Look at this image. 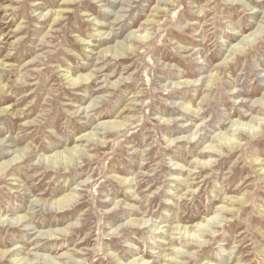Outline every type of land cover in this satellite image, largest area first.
<instances>
[{
	"label": "rangeland",
	"instance_id": "rangeland-1",
	"mask_svg": "<svg viewBox=\"0 0 264 264\" xmlns=\"http://www.w3.org/2000/svg\"><path fill=\"white\" fill-rule=\"evenodd\" d=\"M238 2L0 0V163L17 154L0 179V250L18 253L0 264L25 256L36 264H264V180L254 162H264L256 106L264 97V0ZM131 31L146 35L143 44L111 56L132 44ZM87 74V83L67 81ZM202 98L199 116L182 114L181 103L198 108ZM100 121L126 126L77 141ZM226 137L240 146L226 150ZM78 144L65 165L49 161ZM207 144L213 154L200 157ZM199 159L209 165L197 167ZM69 192L75 198L59 211L56 200ZM229 196L245 203L231 206ZM56 228V239L37 233Z\"/></svg>",
	"mask_w": 264,
	"mask_h": 264
},
{
	"label": "bare ground",
	"instance_id": "bare-ground-1",
	"mask_svg": "<svg viewBox=\"0 0 264 264\" xmlns=\"http://www.w3.org/2000/svg\"><path fill=\"white\" fill-rule=\"evenodd\" d=\"M15 1V0H14ZM75 0H63V3L64 4H70V3H72V2H74ZM232 1H235L236 3H239L238 1L239 0H232ZM243 4H245L244 2L243 3H241V5H243ZM63 9L61 10H55V11H53L50 15H49V19H50V21H51V25H53V24H55L56 22H58L59 21V17L63 14ZM159 11V10H158ZM44 15V16H43ZM42 15V17H46L47 15H48V13H44ZM40 16H41V14H40ZM147 23L148 24H152L153 23V19L152 18H148L147 20ZM262 27V26H261ZM257 31V30H256ZM131 34H132V36L134 37L133 39H131L132 40V44L131 45H127V44H120V45H118V47L117 48H115V50H114V54H111V56L112 55H121V50H123V51H125V52H131L132 50H133V47L135 46V44H143L142 42H144V40H145V38H147V37H145L146 35H143V34H137L136 35V31H131L130 32ZM130 33H128L129 35H130ZM255 33V31L254 32H252L251 34L253 35ZM251 34H248V35H246V36H244L243 38H242V40L240 41V42H238V43H236L233 47H242V46H240V44H246V42H247V40H249L248 39V37L251 35ZM17 35V34H16ZM131 36V35H130ZM129 37V36H128ZM114 47H116V46H114ZM236 48V49H237ZM234 49V48H233ZM131 50V51H130ZM245 50V49H244ZM242 48H240L238 51H239V53L240 52H243L244 51ZM109 51V50H108ZM108 51H106V52H108ZM236 51V50H235ZM231 59H230V57L227 55L226 57H225V59L221 62V65H224V64H227V63H229V61H230ZM4 64H3V62L1 61L0 62V67L1 66H3ZM90 78H91V76L90 75H79V76H76V77H70V78H68V83H69V85H71V86H76V85H78L79 83H87L89 80H90ZM214 79H215V77H213L211 80H209V88H211L212 87V85H213V82H214ZM188 82H190V81H186V80H182V81H178V84L180 85V84H182V83H188ZM193 82H196V81H193ZM108 86V83L106 84V87ZM233 94H237V92L235 93V92H233L232 91V93H231V95H233ZM264 96V95H263ZM204 101V99L202 98L201 99V102L199 103V107L197 108V107H195V108H192V106H189V105H187V104H184V103H181V112H182V114L184 115V116H186V115H190V116H192V117H197V116H199L200 115V110H201V103ZM257 102H258V100H255L254 101V103H256L257 104ZM258 103H260V104H257L256 106H260V108H261V111H260V113L264 116V97H263V99L262 100H260L259 99V102ZM90 106H93L92 104H90V105H88V106H86V107H84L83 108V110H87ZM6 110V108H0V113L2 114L4 111ZM238 116H240V117H246L244 114H237ZM255 117H257V116H255ZM259 119H260V117H258ZM258 120V119H257ZM257 120H256V123H258L257 122ZM262 120V119H261ZM259 121V120H258ZM264 121V120H263ZM260 122V121H259ZM236 123H237V120H233L232 121V124L230 125V126H234V125H236ZM240 123V122H239ZM248 124V122H245V124ZM240 124H242V125H245L243 122L242 123H240ZM240 124H239V126H240ZM249 125V124H248ZM125 126H126V124H124V122H121V121H100L98 124H97V126L94 128V130H92V131H90V132H87V133H83V134H81V135H79V136H77V141H83V142H86V143H89V144H91V143H93V139H92V135H94L95 133H100V134H102V138H104L105 137V134H107V131H108V133L109 132H114V130L115 129H117V128H125ZM195 126H196V129L198 128V129H201V127H202V124L200 123V124H195ZM104 127H106L108 130L104 133H102V132H98V131H95V129H105ZM241 127V126H240ZM239 127V129H241ZM248 127V126H247ZM249 127H251L250 125H249ZM248 127V128H249ZM113 129V130H112ZM243 129V128H242ZM119 130V129H118ZM198 131V130H197ZM227 131H229V129L227 130ZM196 133V132H195ZM224 133H226V132H224ZM252 133H254V135H252V136H256L255 134H256V131H253ZM237 134V133H236ZM238 134H239V132H238ZM258 134V133H257ZM241 136V135H240ZM181 137H183V136H180V138ZM101 138V139H102ZM227 138V137H226ZM228 142L225 144V146H224V148L226 149V150H228V151H231V150H233V149H235V148H237V147H239L240 146V143H239V141H237L236 139H231V138H227L226 139ZM171 141V140H170ZM173 141V140H172ZM104 143H105V141H104ZM88 144V145H89ZM1 145V144H0ZM82 146H85V145H82ZM77 147H79V144L78 145H74V146H72L70 149H68V151H67V153L66 154H63V153H58V152H56V153H54L53 155H50V156H48L47 155V157L50 159L49 161H51V163H54V164H60L61 162H63V163H61V164H64L65 162L67 163V162H69L70 160H67V159H69L70 157H73L74 158V156L75 155H77L78 153H80V151L77 149ZM205 151H203V152H201L200 154H199V156L201 157V156H211V154H213V152H211L210 151V149H212V150H214V148H212V145L211 144H207L206 146H205ZM83 150V154L86 152V150L85 149H82ZM220 153V155L222 154L221 152H219ZM219 153H218V155H219ZM17 154H15L14 156H12L11 158H9L8 160H4V161H2L1 163H0V179L3 177V176H5L8 172H9V170L12 168V167H10L9 169H8V167L10 166V165H12L13 164V162H15L16 160H17V156H16ZM213 156V155H212ZM19 159V158H18ZM45 160H47V159H45ZM49 161H47V162H49ZM254 162L255 163H257V164H260L261 165V167L258 169V170H262L263 172H262V178H263V180H264V169H263V165H264V162H263V159H259V158H254ZM48 165H49V163H48ZM65 165V164H64ZM67 165V164H66ZM207 165H209V163L208 162H205V161H200V159H199V161H197V167H200L201 169L202 168H204V167H206ZM51 166V165H50ZM55 166V165H54ZM116 177V176H115ZM117 178V180L119 181V183H122V182H126V180H125V178H119V177H116ZM128 181V180H127ZM131 181V180H130ZM124 182V183H125ZM73 190H74V188H73ZM72 190V191H73ZM73 198H75V195L73 194V193H71V192H69V193H67V194H65V195H63L62 197H60V198H58L57 200H56V202L58 203V206H57V208H58V210L60 209H62V207L64 208V205L66 206L67 205V203H69V201H71ZM226 202H229V205H234V204H244L245 203V197L244 196H242V197H238V196H229V197H227L226 198ZM112 203H114L115 205L117 204V202H112ZM56 204V203H55ZM228 205V204H227ZM227 207V206H220V212H232L233 211V208L232 207ZM57 208H55V209H57ZM59 210V211H60ZM17 218H11V220L12 219H14L15 221H17V222H15L16 223V225H18L17 223H19V222H21L22 220L24 221V218H25V215H18V216H16ZM213 218V217H212ZM215 218V217H214ZM225 219V218H224ZM6 220V219H5ZM5 220H4V222H5ZM9 220V219H8ZM13 220V221H14ZM25 220H27V218L25 219ZM209 220H211V219H209ZM3 221V220H2ZM22 221V222H23ZM132 221H133V219H130V223H132ZM135 221V220H134ZM143 221V219H141V220H138V221H135L137 224H143L144 222H145V220H144V222H142ZM203 221V220H202ZM212 221V220H211ZM211 221H208V223L211 225L212 224V222ZM214 221H215V219H214ZM217 221V220H216ZM215 221V222H216ZM21 222V223H22ZM27 222H29L28 220H27ZM26 222V223H27ZM135 222H133L134 224H135ZM211 222V223H210ZM215 222L213 223L214 225H216L215 224ZM13 223V222H12ZM0 224H1V222H0ZM11 224V223H10ZM23 224V223H22ZM212 224V225H213ZM6 225V224H5ZM13 225V224H12ZM25 225V224H24ZM136 225V224H135ZM220 225V224H219ZM6 226H8V225H6ZM19 226H21L20 224H19ZM199 227L201 226V224L200 225H198ZM216 226H218V225H216ZM25 227H26V225H25ZM27 228V227H26ZM25 228V229H26ZM34 228V227H33ZM194 228V227H193ZM201 228V227H200ZM200 228H199V230H200ZM28 229H30V228H28ZM32 229V228H31ZM30 229V230H31ZM176 230H181L182 229V227H179V228H175ZM197 226H196V231H197ZM183 230H184V232L185 231H190V230H186V228H183ZM194 230H195V228H194ZM207 230V229H206ZM48 230H46V232H42V230H39L37 233L39 234V236H43V238H44V236H45V238H52V239H56L57 237H56V235L57 234H60L63 230L61 229V228H56V229H54V230H50V232L48 231ZM191 232V231H190ZM203 232H206V231H203ZM213 232H214V230L213 231H211V230H208V232H207V235H212L213 234ZM161 233V232H160ZM186 233V232H185ZM192 234V233H191ZM194 235V234H193ZM192 235V236H193ZM199 235H202L203 236V234H201V232H200V234ZM205 235V234H204ZM182 236V235H181ZM191 236V235H190ZM189 236V237H190ZM195 236H196V234H195ZM195 236H193V237H195ZM192 237V238H193ZM197 237V236H196ZM187 239V238H186ZM183 240V239H182ZM185 240V239H184ZM188 240V239H187ZM200 240V239H199ZM198 240V241H199ZM192 241V240H191ZM195 241H197V238H196V240ZM202 241V240H201ZM184 242V241H183ZM189 242V241H188ZM187 242V243H188ZM196 243V242H195ZM194 245V244H193ZM196 245H198V244H196ZM44 246H35V249H37V250H39L40 248H43ZM19 249V248H18ZM14 251H16V250H12L11 252H9L8 253V250H0V258L1 257H3V256H5V254L6 253H8L7 254V257L8 256H14L17 252H14ZM18 254V253H17ZM174 254H175V257H180V258H183V257H185V254H183V253H181V251H179V250H176V251H174ZM190 254V253H189ZM35 255H39V253H35ZM45 256L44 254H41V256ZM64 256V255H63ZM188 256V255H187ZM37 257V256H36ZM40 257V256H39ZM46 258V257H45ZM13 259V258H12ZM41 259H43L44 260V258H41ZM50 259H52L53 260V258H49L48 260H50ZM13 260H17V258H15V259H13ZM20 260H22L23 261V264H36L35 262L34 263H29L31 260L27 257V256H25V257H21V258H19L17 261H20ZM47 259H45V261H46ZM47 260V261H48ZM52 260H50L49 262H51ZM139 260V259H138ZM45 261H44V263H45ZM140 261V260H139ZM139 261H137V262H139ZM170 262L172 263V264H181L182 262L180 261V260H176L175 258H171L170 259ZM18 263V262H17ZM20 263H22V262H20ZM43 263V264H44ZM47 263V262H46ZM136 263V259L135 258H133V260L132 261H130L128 264H135ZM210 264H212V263H210Z\"/></svg>",
	"mask_w": 264,
	"mask_h": 264
}]
</instances>
